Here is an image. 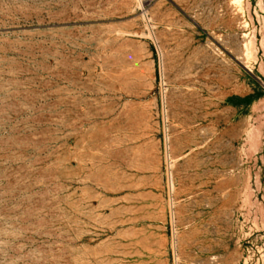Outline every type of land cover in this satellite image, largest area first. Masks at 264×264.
<instances>
[{"label":"rangeland","instance_id":"374dc122","mask_svg":"<svg viewBox=\"0 0 264 264\" xmlns=\"http://www.w3.org/2000/svg\"><path fill=\"white\" fill-rule=\"evenodd\" d=\"M0 264H264V0H0Z\"/></svg>","mask_w":264,"mask_h":264}]
</instances>
